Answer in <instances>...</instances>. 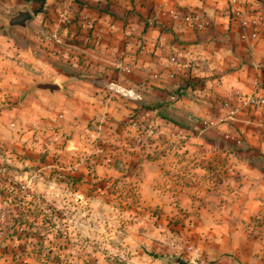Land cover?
<instances>
[{"label":"rangeland","instance_id":"obj_1","mask_svg":"<svg viewBox=\"0 0 264 264\" xmlns=\"http://www.w3.org/2000/svg\"><path fill=\"white\" fill-rule=\"evenodd\" d=\"M40 2L0 0L2 14H33L28 31L0 35V264L264 260V126L255 108L225 101L204 78L194 81L200 94L185 95L195 96L191 106H174V89L162 103L127 106L98 70L105 45L87 8L76 15L70 0H45L35 15ZM38 81L75 84L73 103H44L51 116L35 108ZM84 95L122 105L111 119L89 106L78 114Z\"/></svg>","mask_w":264,"mask_h":264},{"label":"crops","instance_id":"obj_2","mask_svg":"<svg viewBox=\"0 0 264 264\" xmlns=\"http://www.w3.org/2000/svg\"><path fill=\"white\" fill-rule=\"evenodd\" d=\"M108 1L89 0L94 7L84 12L92 17L87 21L89 28L95 27L98 41L106 47L96 55L103 62L98 70L110 75L106 84L122 92L116 97L125 105L162 103L174 89L181 92L174 106H191L195 96L185 95L198 90L194 81L199 78L225 101L239 102L238 106L247 94H264V0ZM183 12H193L199 19L187 22ZM81 25L86 27V22L82 20ZM74 85L61 86L55 95L34 92L32 105L55 115L44 103L58 99L73 103L68 89ZM205 91L208 94L209 90ZM83 99L76 113L86 112L84 106H89L95 109L91 114L96 111L99 118L116 117L114 107L122 105L110 99L101 102L97 97L92 105L85 95ZM94 100L89 98V102ZM259 119L264 126L263 116ZM208 122L214 124V120ZM258 261L264 264V260Z\"/></svg>","mask_w":264,"mask_h":264},{"label":"water","instance_id":"obj_3","mask_svg":"<svg viewBox=\"0 0 264 264\" xmlns=\"http://www.w3.org/2000/svg\"><path fill=\"white\" fill-rule=\"evenodd\" d=\"M32 19L33 14L27 9H16L14 14L8 15L0 13V35L11 27H20L28 31V22ZM31 88L32 93L36 90H40L50 94H54L55 91L61 89L59 85L45 81L35 82ZM164 261L171 264H197L196 262L187 261L181 256H168Z\"/></svg>","mask_w":264,"mask_h":264},{"label":"built area","instance_id":"obj_4","mask_svg":"<svg viewBox=\"0 0 264 264\" xmlns=\"http://www.w3.org/2000/svg\"><path fill=\"white\" fill-rule=\"evenodd\" d=\"M185 21L192 23L197 21L199 17L193 12L183 14ZM55 37V35H54ZM242 100V104L246 107L255 108V110L264 118V94L257 95L255 93L247 94Z\"/></svg>","mask_w":264,"mask_h":264},{"label":"trees","instance_id":"obj_5","mask_svg":"<svg viewBox=\"0 0 264 264\" xmlns=\"http://www.w3.org/2000/svg\"><path fill=\"white\" fill-rule=\"evenodd\" d=\"M40 1H41L40 2L41 4L33 9V13H35V15H37L38 13H43V9H44L43 5H44L45 0H40ZM107 2H109V1L107 0ZM70 4H71V7L74 5L77 6L78 9L76 10V15H79L80 13H82L83 8L89 9V8L94 7L91 4H89V0H70ZM96 6L97 5H95V7ZM99 10H101V9L99 8ZM184 13L185 12H183V14Z\"/></svg>","mask_w":264,"mask_h":264}]
</instances>
